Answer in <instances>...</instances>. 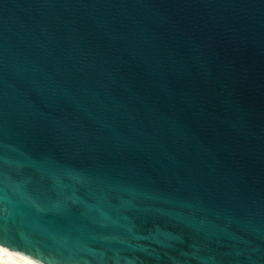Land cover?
Segmentation results:
<instances>
[{
    "label": "water",
    "instance_id": "water-1",
    "mask_svg": "<svg viewBox=\"0 0 264 264\" xmlns=\"http://www.w3.org/2000/svg\"><path fill=\"white\" fill-rule=\"evenodd\" d=\"M0 241L264 264V0H0Z\"/></svg>",
    "mask_w": 264,
    "mask_h": 264
},
{
    "label": "bare ground",
    "instance_id": "bare-ground-1",
    "mask_svg": "<svg viewBox=\"0 0 264 264\" xmlns=\"http://www.w3.org/2000/svg\"><path fill=\"white\" fill-rule=\"evenodd\" d=\"M0 264H28V259L11 255L0 248Z\"/></svg>",
    "mask_w": 264,
    "mask_h": 264
},
{
    "label": "snow or ice",
    "instance_id": "snow-or-ice-1",
    "mask_svg": "<svg viewBox=\"0 0 264 264\" xmlns=\"http://www.w3.org/2000/svg\"><path fill=\"white\" fill-rule=\"evenodd\" d=\"M0 242H2V241H0Z\"/></svg>",
    "mask_w": 264,
    "mask_h": 264
}]
</instances>
